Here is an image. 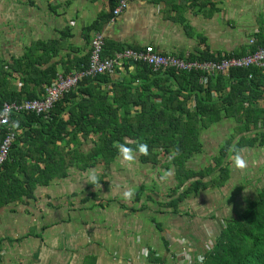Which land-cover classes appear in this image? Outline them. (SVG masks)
Returning a JSON list of instances; mask_svg holds the SVG:
<instances>
[{
    "label": "trees",
    "instance_id": "trees-1",
    "mask_svg": "<svg viewBox=\"0 0 264 264\" xmlns=\"http://www.w3.org/2000/svg\"><path fill=\"white\" fill-rule=\"evenodd\" d=\"M115 7L113 3V10ZM97 25L98 22L87 30ZM262 45L264 33L260 32L240 52L212 53L206 46L195 55L177 56L190 61H218L254 52ZM36 47L47 49L46 62L59 51L51 54L50 43L41 42L16 61L14 69L22 72L27 82L20 90L12 85L8 64L0 58V111L5 102L40 98L58 74L67 76L89 64L91 52L88 59L84 56L78 62L76 70L66 68L60 73L57 63L41 69L34 56ZM127 48L130 47L113 50V45L105 40L102 55L112 57ZM39 59L44 60V56ZM115 72L119 74L116 78L115 74L107 73L83 79L76 88L64 93L48 114L13 115L17 135L8 159L0 166V208L36 201L39 186H48L56 177L68 176L71 167L81 170L101 164L108 167L121 149H126L136 152L143 165H160L166 171H174L175 186L170 191V200L162 205L178 214L187 199L208 189L225 187L231 178V156L247 147H264V67L207 74L174 69L154 71L144 62L126 61L125 67ZM30 83L35 84L33 89L28 86ZM103 84L111 87L107 90L98 87ZM226 120L234 122L235 127L217 155L207 165L191 168L189 161L204 151V131ZM6 132V126L0 124V145ZM88 140H92L93 147L84 153L79 145ZM93 196L96 197L95 193ZM154 222L161 229L155 219ZM211 244L209 249L200 251L204 260L199 262L195 257L192 264H264V188L237 218L225 220ZM1 250L0 240V257Z\"/></svg>",
    "mask_w": 264,
    "mask_h": 264
},
{
    "label": "crops",
    "instance_id": "crops-1",
    "mask_svg": "<svg viewBox=\"0 0 264 264\" xmlns=\"http://www.w3.org/2000/svg\"><path fill=\"white\" fill-rule=\"evenodd\" d=\"M113 3L117 5V0H0V58L8 64L12 85L18 90L27 85L23 73L14 66L41 42L50 43L49 53L59 51L46 62L47 49L34 48L37 65L46 69L57 63L61 73L66 68L78 69L76 65L84 56L88 59L90 42L97 32L103 33L113 50L153 45L164 54L183 57L206 46L212 53L240 52L257 34L264 33V0H131L118 16L112 12ZM96 22V28L87 30ZM42 55L44 60L39 59ZM124 67L125 63L120 69ZM28 86L33 89L35 84ZM98 87L107 90L111 85ZM91 137L95 139L94 133ZM92 147V140L79 145L84 153ZM93 168L71 167L68 176L39 186L36 201L0 208V264H188L186 258L194 259L201 253L203 246L195 240L196 235L186 232L180 221L188 212L182 209L183 204L191 198L181 204L178 214L152 209L170 200L173 187L168 188L166 200L148 194L146 202L134 205L131 186L137 184L130 176L124 184L117 183L113 192L108 191L103 203H91V199H84L86 176ZM137 186L139 190L143 187ZM121 189H126L124 194ZM126 192L131 195L125 196ZM117 195L127 202L113 204ZM113 205L117 208H111ZM144 210L164 217L165 227L159 229L155 218L152 226L144 224L140 216ZM155 227L160 240L156 232L150 238Z\"/></svg>",
    "mask_w": 264,
    "mask_h": 264
},
{
    "label": "rangeland",
    "instance_id": "rangeland-1",
    "mask_svg": "<svg viewBox=\"0 0 264 264\" xmlns=\"http://www.w3.org/2000/svg\"><path fill=\"white\" fill-rule=\"evenodd\" d=\"M234 127L235 123L228 120L204 131L202 134L204 151L189 161L191 168L198 169L207 165L211 158L217 155L221 145L233 133ZM118 159V162H114L108 167H103L101 164L88 171L90 176H86L85 197L91 198L89 202L97 204V201H99L103 203V198L106 195L108 196V191L110 193L113 192V188L115 186L118 187L117 183H123L130 176L135 179V184H142L145 188L142 192L139 190V186H131L134 192L130 200L134 205L138 206L141 202H146L148 200L146 195L148 194L155 198L166 200L168 188L174 187L176 183L173 170L166 171L160 165L144 166L142 164V166L138 163V157L126 150L121 152V158L118 157ZM229 160L231 162V178L225 187L213 190L208 189L201 192L199 197L191 198L188 203L183 204L182 209L188 211L189 214L182 216L183 220H180L184 222L182 226L185 227L186 232H193L196 235L194 237L195 240L204 249L205 245L215 241L220 229L224 226L225 220L237 218L246 208L248 202L256 199L260 189L264 188V147L244 148L237 156H231ZM124 169H127V171H124ZM93 176L95 180L97 179L96 181L91 178ZM101 181L105 183L106 188L104 190L102 189L104 185ZM95 184L96 186H94ZM128 184H125L126 187ZM126 189H121L122 194H124ZM93 193H95L96 197L93 196ZM116 199L118 201L113 202V204H122V201L124 203L127 202V199L122 195H117ZM147 203L152 205L151 203L154 202ZM97 206L99 207V205ZM111 208H117V205H113ZM152 209L153 211L168 210V208L156 206V204ZM144 211L140 215L144 224L152 226V218H155L157 223H161L160 226L165 227L164 223L166 221L164 217L154 213L151 214L148 212L149 210ZM155 232L157 239L160 240L161 237L156 227L150 238H154ZM186 261L188 264H192L194 259L186 258Z\"/></svg>",
    "mask_w": 264,
    "mask_h": 264
},
{
    "label": "built area",
    "instance_id": "built-area-1",
    "mask_svg": "<svg viewBox=\"0 0 264 264\" xmlns=\"http://www.w3.org/2000/svg\"><path fill=\"white\" fill-rule=\"evenodd\" d=\"M131 0H118L113 10L114 16L123 12ZM251 43L254 39H251ZM105 37L103 33L97 32L90 42V58L88 66L80 71L69 75L58 74L53 83L46 88V92L40 98L24 100L22 102H5L0 111V124L6 126V136L0 145V166L9 157L10 149L16 138V126L12 118L14 114L31 112L36 114H48L54 104L71 89L78 86L79 82L85 78L95 77L103 74H115L126 61H141L148 64L154 71L174 69L180 71H201L207 74L223 73L227 74L233 68L264 67V45L259 46L256 51L242 55L226 56L218 61L186 60L177 55L163 54L153 45H146L145 48L134 50L127 48L124 51L116 52L112 57H103ZM206 78L203 80L206 82ZM212 244L205 245L209 249ZM147 249L145 254H149ZM197 260L202 262L204 255L201 253Z\"/></svg>",
    "mask_w": 264,
    "mask_h": 264
},
{
    "label": "clouds",
    "instance_id": "clouds-1",
    "mask_svg": "<svg viewBox=\"0 0 264 264\" xmlns=\"http://www.w3.org/2000/svg\"><path fill=\"white\" fill-rule=\"evenodd\" d=\"M142 148H143V146H141ZM93 180H95V177L93 176V177H91ZM131 195V193L130 192H126L125 193V196H130Z\"/></svg>",
    "mask_w": 264,
    "mask_h": 264
}]
</instances>
